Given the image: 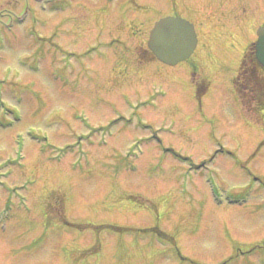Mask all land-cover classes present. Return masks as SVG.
Wrapping results in <instances>:
<instances>
[{"label": "rangeland", "instance_id": "1", "mask_svg": "<svg viewBox=\"0 0 264 264\" xmlns=\"http://www.w3.org/2000/svg\"><path fill=\"white\" fill-rule=\"evenodd\" d=\"M116 1L0 0V264H264V110L235 84L264 0L174 66L106 42L175 5L119 28Z\"/></svg>", "mask_w": 264, "mask_h": 264}, {"label": "flooded vegetation", "instance_id": "2", "mask_svg": "<svg viewBox=\"0 0 264 264\" xmlns=\"http://www.w3.org/2000/svg\"><path fill=\"white\" fill-rule=\"evenodd\" d=\"M207 1H209V2L213 1V4L217 3V4L222 5V10L217 11L216 6H215V8L212 7V9L209 11V17L207 19H201L198 23L196 20V16L199 13L200 6ZM224 1L225 0H189L187 3V0H168L169 4L172 3V5L173 4L175 5V8L171 14L183 15L184 17L191 19L196 24V27L199 25L200 26L201 25L206 26L207 24H210L212 20H221V21H223V23H221V26H225L227 29V27L231 24L230 23V20H231L230 16H231L232 10L235 7V2H234V0H227V1H229V3H228V6L226 7V6H223ZM57 2L59 4L61 3L59 0ZM109 3L110 2H106L105 5L98 6V8H99L98 11L108 10L106 13H112L113 10L119 11L120 14H116L117 17L121 18V20L118 21V27L119 28H121L123 26L125 27V25L128 27L132 26L131 24L128 25V23L132 21L130 19L131 14H136L140 10H143V9L145 11H147L148 9L153 10L152 6L149 8L148 5L142 4L140 2V0H126V2L123 4H121V0L116 1L112 5L111 4L109 5ZM155 22H156V20H155ZM152 25L150 26V24H149V26H147L148 29H145V30H142L141 27H137V25H134L133 26L134 29H138L137 30V32H138L137 35H139L138 39H136V38H133V40L129 39V38L126 39L125 36L122 37L118 34V35L113 36L110 40H108L106 42V46L109 47L110 49H113V50H117V49H120L122 47L134 46L137 49L139 47H142L145 52H148L149 51L148 40H149L150 30L152 28ZM124 30H125V28H123L121 31H124ZM135 32H136V30H135ZM142 34H144L143 38H141ZM199 42H200V40H199ZM137 55H138V53H137Z\"/></svg>", "mask_w": 264, "mask_h": 264}, {"label": "water", "instance_id": "3", "mask_svg": "<svg viewBox=\"0 0 264 264\" xmlns=\"http://www.w3.org/2000/svg\"><path fill=\"white\" fill-rule=\"evenodd\" d=\"M197 34L194 24L180 16H167L152 29L150 48L164 62L175 65L187 59L195 50ZM257 57L264 65V26L259 29Z\"/></svg>", "mask_w": 264, "mask_h": 264}, {"label": "trees", "instance_id": "4", "mask_svg": "<svg viewBox=\"0 0 264 264\" xmlns=\"http://www.w3.org/2000/svg\"><path fill=\"white\" fill-rule=\"evenodd\" d=\"M243 60L236 80L242 101L254 100L264 110V66L258 61L254 48Z\"/></svg>", "mask_w": 264, "mask_h": 264}, {"label": "bare ground", "instance_id": "5", "mask_svg": "<svg viewBox=\"0 0 264 264\" xmlns=\"http://www.w3.org/2000/svg\"><path fill=\"white\" fill-rule=\"evenodd\" d=\"M46 188V186H43L41 189H39V191H43ZM45 192V191H44Z\"/></svg>", "mask_w": 264, "mask_h": 264}]
</instances>
